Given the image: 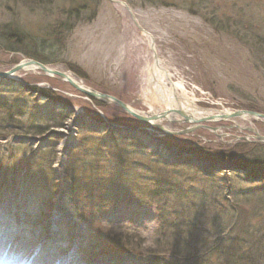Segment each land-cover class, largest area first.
I'll use <instances>...</instances> for the list:
<instances>
[{
	"label": "rangeland",
	"instance_id": "rangeland-1",
	"mask_svg": "<svg viewBox=\"0 0 264 264\" xmlns=\"http://www.w3.org/2000/svg\"><path fill=\"white\" fill-rule=\"evenodd\" d=\"M83 4L0 0V72L33 59L22 46L6 49L3 35L17 30L26 46L44 42L48 67L138 112L167 108L156 64L184 86L173 109L191 101L198 117L264 114V0H101L93 20L85 10L70 33L57 29L63 10ZM16 79L0 81V101L13 107L0 111V254L37 252L42 264L71 253L89 264H228L225 252H264V176L254 165L263 158L264 167L254 147L264 144L248 130L264 137V119L190 129L176 115L162 122L166 134L58 77L31 69ZM54 203L74 216L51 222Z\"/></svg>",
	"mask_w": 264,
	"mask_h": 264
},
{
	"label": "bare ground",
	"instance_id": "bare-ground-1",
	"mask_svg": "<svg viewBox=\"0 0 264 264\" xmlns=\"http://www.w3.org/2000/svg\"><path fill=\"white\" fill-rule=\"evenodd\" d=\"M153 72H155L154 74L156 76H158V80H160V84H162V86L168 87L166 90L167 92L165 93V95L167 96V105H166V109H164L162 112L160 113H154L152 112V110L146 114L142 113V112H138L136 110H134L131 106L130 109L133 110L134 112L138 113L139 115L142 116H148V117H153L154 118L158 117L157 119L153 120V125H161L164 127L165 130H168L169 125H163L164 122L167 123H173L175 121H178L177 116L175 114L174 111L175 110L173 108H175V106H179L180 104H177L178 101H180V99L182 98V92H184V86L183 84L179 83V82H172L168 76V74H166V72L164 71V69L162 67H160L159 65L154 64L153 68H152ZM151 71V69H150ZM68 75V77L72 80H75L77 82H79L80 84H82V82H80V80H78L75 76H73L70 73H66ZM10 77L12 79H16L15 75H10ZM161 90V89H160ZM168 94V95H167ZM154 95H156V92H154ZM188 104H183L184 106H188V110H191L190 112H188L189 114H191L194 118H197L198 115H202L199 114V110L196 109V106L193 104V102L189 101L187 102ZM168 113V114H166ZM162 114H166V117L164 119L161 118ZM248 118V116H243L241 119H245ZM235 119L229 118V121H232ZM163 122V123H162ZM191 126V124H190ZM235 127V126H234ZM190 128H197L195 125L192 124V126ZM230 129V128H229ZM252 129V128H249ZM218 130V129H217ZM71 136V135H70ZM72 138V137H71ZM70 139H68V141L64 144H62L60 146V155L59 158L56 160V164H55V168H58L60 171L61 169L64 167V165L66 164V155H68L70 148H72L73 146V141ZM58 207V206H57ZM67 213V218H71L72 216H74V213L72 211H70L69 209H67L66 207H63L61 209V212L56 210V203H54V207L53 210H51L49 212V216L51 218V222L55 221V220H59L60 218H62V215ZM40 254L37 252H6L5 254H0V264H38L42 262V259L40 258ZM38 263H35L37 262ZM107 260L106 258H100L99 260H97L96 262L92 263V264H107ZM42 264V263H41ZM54 264H89L86 260L80 258L78 255L71 253L68 254L66 256L60 257L59 259H56V261L54 262Z\"/></svg>",
	"mask_w": 264,
	"mask_h": 264
},
{
	"label": "trees",
	"instance_id": "trees-1",
	"mask_svg": "<svg viewBox=\"0 0 264 264\" xmlns=\"http://www.w3.org/2000/svg\"><path fill=\"white\" fill-rule=\"evenodd\" d=\"M25 3L29 2L33 3L40 8H48L52 6L55 0H23ZM74 1V0H72ZM101 0H82L84 4L82 7L75 6L71 7L68 10L62 11V16L65 17V20L61 22L57 29H65L67 27V31L72 30V25H74L75 21H77L82 12L85 10H90L92 13L87 21H91L96 17L98 7L100 5ZM72 23V24H71ZM3 38L8 43L7 50L10 52H21V49H17V47H24L23 54L34 60H37L43 64H48L49 59L44 56L45 48L44 42L42 41L40 45L34 44V46H26V41H24V36L21 35L17 30H13L12 32H5ZM53 33V32H52ZM70 33V32H69ZM6 47V46H5ZM13 109L7 102L0 101V111H11ZM47 123V122H46ZM65 120L62 123H53V124H45L42 126H37L34 129V132L31 133L33 136H43L48 133L52 128H64ZM35 127V126H34ZM17 128V127H16ZM257 150H264V145H254ZM263 158H255L254 165L262 167L263 170L259 173V177L264 176V167H263ZM252 173L255 174V171ZM225 261L229 262L228 264H259L264 259V252H225ZM256 260V261H254Z\"/></svg>",
	"mask_w": 264,
	"mask_h": 264
},
{
	"label": "water",
	"instance_id": "water-1",
	"mask_svg": "<svg viewBox=\"0 0 264 264\" xmlns=\"http://www.w3.org/2000/svg\"><path fill=\"white\" fill-rule=\"evenodd\" d=\"M31 69L32 70H38L47 76L60 78L61 80L67 82L75 90L84 94L88 98L99 101L101 103L114 104L115 106L121 108L127 114L133 116L134 118H136L137 120H139L141 122H144L147 125H153V120L158 118V117L154 118L155 116H153V117L146 116L145 117V116L139 115L138 113L131 110L130 107L126 103L122 102L121 100H119L113 96H110V95H107L104 93H100L96 90L90 89V88L84 86V84H80L79 82L70 79L65 72L50 68L47 65L42 64L41 62L35 61L33 59L24 60L23 62L14 66L10 70L5 71V72H0V80L10 79V75H12V74H17V73H20L22 71L31 70ZM172 111H174L177 116H180L181 118H183L184 123L193 124L197 128L200 127V126L196 125L197 123L214 122V121L226 120L229 118L237 119V118H242L243 116H248L249 118H254V119L255 118L264 119V114H260L257 112H249V111H236V112L231 113V114L220 113L218 115L208 116V117H203V118H194L191 114L186 113V112L182 111L181 109H175ZM166 114H168V113H166ZM166 114H162L161 118L164 119L166 117ZM153 126L164 131L166 134L171 133V132L165 130L164 127L161 125H153ZM229 128H232V127H229ZM190 129H193V128H190ZM190 129H187V130H185V132H181V133L185 134L188 131H190ZM212 130H217V128H213ZM248 130L250 132L254 133L258 142L264 144V137L263 136H260L259 133L254 129H248Z\"/></svg>",
	"mask_w": 264,
	"mask_h": 264
}]
</instances>
